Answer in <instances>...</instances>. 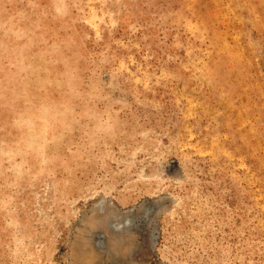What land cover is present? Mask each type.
I'll return each mask as SVG.
<instances>
[{
	"label": "rangeland",
	"instance_id": "1",
	"mask_svg": "<svg viewBox=\"0 0 264 264\" xmlns=\"http://www.w3.org/2000/svg\"><path fill=\"white\" fill-rule=\"evenodd\" d=\"M0 264H264V0H0Z\"/></svg>",
	"mask_w": 264,
	"mask_h": 264
}]
</instances>
